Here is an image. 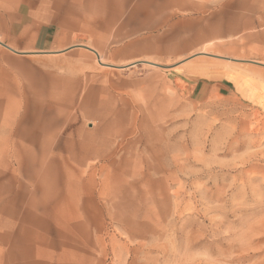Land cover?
<instances>
[{"label":"rangeland","instance_id":"374dc122","mask_svg":"<svg viewBox=\"0 0 264 264\" xmlns=\"http://www.w3.org/2000/svg\"><path fill=\"white\" fill-rule=\"evenodd\" d=\"M30 1L68 41L14 55L0 95L77 90L61 140L97 155L60 161L44 198L40 153L9 146L34 106L0 105V264H264V0Z\"/></svg>","mask_w":264,"mask_h":264},{"label":"crops","instance_id":"0c3cea01","mask_svg":"<svg viewBox=\"0 0 264 264\" xmlns=\"http://www.w3.org/2000/svg\"><path fill=\"white\" fill-rule=\"evenodd\" d=\"M30 2V0H18L10 8V6H8L7 4L5 5L3 0L0 1L1 82L4 80V77L1 76L2 74H6V78H14L15 80L20 78V75H22L21 77H23L26 74L25 72L20 70V67L16 63L18 59H16L14 55L30 56L36 54L39 55V53L48 54L60 51L61 49L66 47L65 44L67 43L68 39L65 37L64 33L59 30L56 31L51 20L43 19L34 15L33 13H30ZM12 75L14 77H12ZM219 85H222V88H225L224 85L226 84L219 83ZM33 86L37 87L36 85ZM29 87L23 89L21 86H17L15 88V91H12L11 94L5 95L2 93V95H0V105L3 106L7 105V103L9 102H12L15 105L18 104V107H21L22 105L27 106V104L30 103L31 106H34V114L31 115V118L40 117L39 115L41 114V107L49 104L53 105L52 108H54V105L56 103L58 104L61 101L57 99L59 97H55L54 94H60V92L63 91L64 88H66L65 85L56 84L50 85L48 89L42 88L48 91L55 87V90L59 91L58 93L55 91L54 94L51 93L48 96L46 94H42L43 91L31 94L28 90ZM24 96L27 98L23 99ZM15 100H21V103H16ZM62 102L65 103V101L63 100ZM58 116L59 117L55 118L54 120H58V118L61 117V115ZM63 116L65 117V115ZM23 120L26 125L25 129L27 128L26 131L30 130V118H27L25 116ZM57 128H59L58 131L52 136H50L49 133L45 134L44 132L42 135L34 134L31 136L32 138L29 137L30 139L25 138L26 136H30L29 131L25 135H21V138L14 135H9L10 140L13 138L9 146H13L14 149L12 150V152H28L33 150V152L35 153H41L42 149L45 146L44 144L49 141L50 152L53 154H57L59 152L61 153L66 147L68 138L65 137V139L61 140L60 133L62 132L63 127L61 126ZM51 162H54V165H51ZM47 164L57 171L60 170V163L56 161L53 155L49 157V162H47Z\"/></svg>","mask_w":264,"mask_h":264},{"label":"bare ground","instance_id":"6f19581e","mask_svg":"<svg viewBox=\"0 0 264 264\" xmlns=\"http://www.w3.org/2000/svg\"><path fill=\"white\" fill-rule=\"evenodd\" d=\"M170 2H171V0L170 1L166 0V2L163 4L162 8L165 10L166 7L169 4H171ZM117 6H119V5L117 4ZM217 23H219V22H217ZM218 28H219V26H218ZM218 28L216 27V28L208 29V32H206L204 35L209 37V38L210 37H216V36L219 35V29ZM233 29H235V28H233ZM233 29H232V31H233ZM220 33H221V31H220ZM199 39H196L195 41H198ZM76 93H77V90L70 89V90L61 91L60 94H54L55 97L56 96L59 97L57 99L61 100L58 104L56 103L54 105V108H53L54 112L57 115H61L63 118H58V120H54L53 119L52 121H50V123L48 122V124H43V121H42L41 117L31 118V116H30V127H29V129H30V138H32L31 136L34 135V134L42 135L44 132H45V134L49 133V135L52 136V135L56 134V132L58 131L59 128H57V127H61V126L63 127V130H67L70 127L72 121H74L76 119V116H74V114H73V107L75 105L74 101L76 99ZM89 99L90 98L87 99L85 96L82 97V100H81L82 102L80 104L82 109L84 107H87V106L91 105V103L89 102ZM62 100L65 101V103L62 102ZM15 102L16 103H18V102L21 103L20 100H15ZM7 105H9V103H7ZM16 105L18 106V104H16ZM41 112H42V107H41ZM63 115H65V117ZM55 118H57V117H55ZM81 127L82 126H79L77 128V130H73V131H76V132L70 131L71 133L69 135L76 134V136L79 137V141H81L80 143L85 142L87 139L92 140V141L97 139V134H93V132L88 134V136L83 134L82 131H81ZM12 129L13 128H11L10 131H12ZM26 130H27V128L24 129V130H20V132L26 133L27 132ZM101 138H103L104 140H107V137H105V136H102ZM68 139H69V142H72V141L75 142L76 141L75 137L74 138L71 137V138H68ZM48 142L49 141H47L44 144L45 146H44V148L42 149V151L40 153V157H39V161H40L39 176H38V180H37L36 184L39 183V185H40V187H39L40 191L39 192L42 194V196L44 198L47 199V198L50 197L53 201H55V200H58L60 195H59V193L57 191L58 188L55 186L54 183H53V186H55V190L54 189L50 190V188H51L50 185L52 184V181H53L52 176H53V174L55 173L56 170L54 168H52L50 165L47 164V162H49V157H51V155H53L54 158L56 159V161H58L59 163H60V161L64 162L68 158L69 159L73 158L74 162H76L77 164H82L84 159H86L87 157H89V156H91L93 154L97 155V153L94 151V148H93L92 144L89 145L88 148L83 149L81 153H79V152L73 153L71 147L68 146L67 143H66V147L64 148L63 152H61V153L59 152L57 154H53V153L50 152V142L49 143ZM30 145H32V144H30ZM48 149H49V151H48ZM65 152L70 153V155H68V156L64 155ZM34 153L35 152H33V150L30 151V154H34ZM33 160H35V158ZM35 174H33V175H35ZM33 175H31V176L33 177ZM31 176H30V186H31L32 180H33V178ZM39 192L37 191V189L34 188V192L31 194V197L32 198H36V195ZM50 203H52V201H50Z\"/></svg>","mask_w":264,"mask_h":264}]
</instances>
